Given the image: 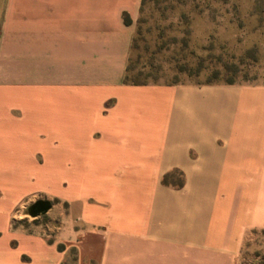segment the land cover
<instances>
[{
  "label": "crops",
  "instance_id": "obj_1",
  "mask_svg": "<svg viewBox=\"0 0 264 264\" xmlns=\"http://www.w3.org/2000/svg\"><path fill=\"white\" fill-rule=\"evenodd\" d=\"M141 1L0 0V264H60L10 227L40 149L78 172L75 264H235L264 84L125 83Z\"/></svg>",
  "mask_w": 264,
  "mask_h": 264
},
{
  "label": "rangeland",
  "instance_id": "obj_2",
  "mask_svg": "<svg viewBox=\"0 0 264 264\" xmlns=\"http://www.w3.org/2000/svg\"><path fill=\"white\" fill-rule=\"evenodd\" d=\"M126 74L129 81L144 84H264V0H142ZM61 159L41 149L33 156L10 227L38 233L55 260L75 264L76 250L63 239L79 225L78 187L69 184L78 172L63 171ZM170 178L181 179L179 173ZM247 183L242 189L248 200L246 227L235 264H264V172L248 173ZM38 199L52 206L33 218L27 208Z\"/></svg>",
  "mask_w": 264,
  "mask_h": 264
},
{
  "label": "water",
  "instance_id": "obj_3",
  "mask_svg": "<svg viewBox=\"0 0 264 264\" xmlns=\"http://www.w3.org/2000/svg\"><path fill=\"white\" fill-rule=\"evenodd\" d=\"M52 204L47 199H38L32 204H30L27 208V214L33 218L45 214L50 208Z\"/></svg>",
  "mask_w": 264,
  "mask_h": 264
},
{
  "label": "trees",
  "instance_id": "obj_4",
  "mask_svg": "<svg viewBox=\"0 0 264 264\" xmlns=\"http://www.w3.org/2000/svg\"><path fill=\"white\" fill-rule=\"evenodd\" d=\"M128 62H129V59H128ZM127 71H128V66H127V69H126V73H127ZM125 73V76H124V82L125 83H127V84H144V83H136V82H133V81H129L128 80V76H127V74ZM208 82H212V81H208ZM224 83H228V84H231V83H233V81L232 80H228V81H225ZM169 179H170V174H168V175H165L164 177H163V182L164 183H167L168 181H169Z\"/></svg>",
  "mask_w": 264,
  "mask_h": 264
}]
</instances>
